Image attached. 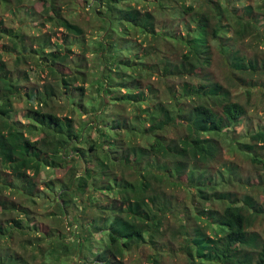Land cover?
<instances>
[{
	"label": "trees",
	"instance_id": "1",
	"mask_svg": "<svg viewBox=\"0 0 264 264\" xmlns=\"http://www.w3.org/2000/svg\"><path fill=\"white\" fill-rule=\"evenodd\" d=\"M142 1L96 0V31L110 42L88 38L65 14L76 0L33 6L42 23L67 31L62 45L25 35L23 6L16 22H0V264H264V236L251 229L264 219V126L234 136L243 121L262 120L234 91L241 81L264 104V23L243 19V0H149L150 9ZM256 9L264 18V0ZM74 46L81 53L70 58ZM29 61L49 67L56 84L22 93ZM71 88L67 100L90 116L88 129L52 108ZM24 102L39 140L10 120ZM236 155L263 174H243L229 160ZM40 204L52 222L43 230L32 222Z\"/></svg>",
	"mask_w": 264,
	"mask_h": 264
},
{
	"label": "rangeland",
	"instance_id": "2",
	"mask_svg": "<svg viewBox=\"0 0 264 264\" xmlns=\"http://www.w3.org/2000/svg\"><path fill=\"white\" fill-rule=\"evenodd\" d=\"M13 3L12 4V10L10 11L9 9L11 7H8V4L4 3L2 0H0V22L3 20H10V19H16L15 22L17 21V6L20 7H24L23 11H22V15L25 18L24 23L21 25V30L23 31V33L25 35H27L29 38H33L36 37L40 34H51V39L52 42H58V44H64L65 43V39L68 35L67 31H65L64 29L61 28H56L53 27V25H51L50 23L45 24L42 23V21L39 19L38 16V12L33 8L35 2L37 0H22L20 5H17L16 2H18L19 0H12ZM91 2L88 3V0H76V3L73 5H69L70 10H68L67 5L63 6V10L65 11V14H71L73 15V19L75 22H77L78 24H80L87 33V37L88 38H97L99 37L100 39H105L106 42H110L111 40H113L112 38H108L106 39V34L104 32H99L96 31V29H98V24L97 22L94 21V16H93V12H92V7H98V4L96 2V0H90ZM150 2L149 0H143L142 2H140L139 4H137V6L139 8H147L150 9V6L147 5ZM244 5L241 6L242 8L240 9L239 14L243 16V19H249V18H253V21H255L258 25L262 26V24L264 23V18L260 15V13H258L257 15L255 14L256 12V8L257 6L260 4V0H243ZM133 5H136L135 2L132 1ZM244 7H252L253 13L252 15H248L246 13V10L244 9ZM100 8V7H99ZM152 8V7H151ZM17 12V13H16ZM19 14V13H18ZM26 16H25V15ZM21 15V14H20ZM19 15V16H20ZM211 20L213 22L216 23V20L214 17L211 18ZM17 24V23H16ZM118 24V23H117ZM19 25V24H17ZM16 25V26H17ZM112 26V25H111ZM110 26V27H111ZM120 27V26H119ZM116 32H118V30L116 29ZM133 32V31H131ZM131 32H126V36H129V34H131ZM115 34V31L113 32ZM133 39H135L134 41H136L137 43H140L142 41V39L140 37H138V35L135 37H133ZM37 45V43H35ZM247 48V52L249 55H254L255 53L258 52V50H254L251 48H248V46H243V49ZM259 49L262 50L264 49V46L261 44L259 46ZM54 50H59L62 53L65 52V49H63L62 47H57ZM73 51L70 52L69 57H74L75 55H79L81 53V48L74 46ZM2 53V48L0 46V54ZM95 55L93 53H86V59L88 61V64H92V63H96V60L94 59ZM8 56L6 57L5 54H3V59H7ZM38 65H36V63L34 62H28L27 65H21V70H22V74L26 73L28 79V82L26 83V85L22 88V93H27L29 90L34 89L35 91L39 90V89H44L46 86H48L50 83H52L53 85L56 84L57 79L53 76L51 70L49 67L47 66H43V68L39 67ZM90 69V67H89ZM91 72V71H90ZM214 75L219 78V79H223L224 77L222 76L223 72H226L223 68V66H221L220 61L218 59L214 60V64H213V71ZM97 73L95 72V75ZM158 76L156 74L152 75V79H156ZM79 85H81V83L78 82ZM237 84L241 87L240 89H243L244 87V83L241 81H237ZM85 89L87 91V95L88 96H92V87L90 85V82L85 84ZM239 88V87H238ZM235 89L234 91V96L235 100H239L240 102H242L244 105L248 106V109L250 111H252L254 108L259 109L257 111V114L260 116V118L262 120H250L247 119L245 122L243 121V124L241 126H238L236 128V132H234V136L238 137V138H244L246 136H248L249 132L247 133V131H253V130H258L260 128H262L264 126V104H259V102H257V95L253 96V97H249V95L247 96L246 94H244V92L240 89ZM73 88H71V90L63 97V98H58V103L52 102V108L54 107L55 110H58V114H60L61 117H65V116H69L72 115L75 120H76V125L78 127H81V130L83 128L88 129L89 128V121H90V116H86V115H81V113L79 111H72V102L68 101L67 98L69 96H71L73 94ZM149 92L148 90H146V95H148ZM261 98V96H260ZM25 103V102H24ZM22 103V104H15L13 107V111L10 113V120H12V122L16 123L21 130L24 131V133L26 135H28L32 140H39V138H41L42 136L37 135L34 133V128H36V126H34L33 120L30 117L31 113H29V108L30 105L29 103ZM66 107L64 109H62L63 106ZM41 106V105H40ZM39 107V105H36L35 108ZM44 109H49L48 106H44ZM130 110V107L128 108ZM131 122L134 123L135 126L140 127L141 126V121L140 119L137 120V117H131L130 119ZM93 124L96 126V123L93 122ZM85 129V130H86ZM119 130V129H118ZM88 134L84 133V136ZM144 143L147 142V139H143L142 140ZM141 141V142H142ZM249 141V140H248ZM230 159L229 160H234V162H236L239 166L240 171L243 174H249L252 177L255 176L257 177L260 174H263V171L260 170V168H255L253 167L252 164H250L249 162H247L246 158L242 155H236L234 157L229 156ZM6 169L5 167L2 166L1 161H0V170H4ZM46 171V172H45ZM44 171L45 176H43L41 178V184L39 185L41 189H46V180L48 178H46V176H50L49 174H51L50 171H47V169ZM7 172V171H4ZM7 194H9V192H7ZM263 197V196H262ZM262 197L260 198V203L263 204V199ZM8 199L7 202L5 198H3V202H1L2 206H5L6 208H8V206L12 205V202H14L13 198L11 197V195H8ZM15 198V197H14ZM42 202H44V199H42ZM41 202V203H42ZM16 206H18L17 202L15 203ZM46 207L43 204H40L39 208H37V211L39 215H37V218H35V220H32L33 224L36 226L38 225V229L40 230V228H42V230L44 228H48V226H51V221L48 220L46 218V216H44V214L41 213H45ZM43 211V212H42ZM41 223V224H40ZM254 232H258L260 233L262 236H264V219L263 220H259L258 223H256L253 228H251ZM32 236H34V234H32ZM97 238L100 239L99 236H96ZM73 238L69 240V242H73ZM93 241H98V240H93ZM15 250L16 251H20L19 248L17 247V245H15ZM86 259L81 260L85 262ZM74 263V261H73ZM37 264V263H36ZM142 264H147L146 261H142Z\"/></svg>",
	"mask_w": 264,
	"mask_h": 264
}]
</instances>
